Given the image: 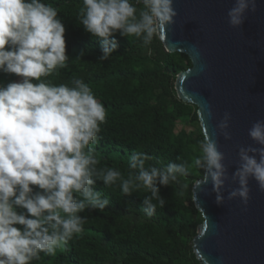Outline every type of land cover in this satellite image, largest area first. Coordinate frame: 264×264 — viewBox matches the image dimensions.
Masks as SVG:
<instances>
[{"label":"clouds","instance_id":"9594fccd","mask_svg":"<svg viewBox=\"0 0 264 264\" xmlns=\"http://www.w3.org/2000/svg\"><path fill=\"white\" fill-rule=\"evenodd\" d=\"M256 7V0H235L227 12L229 25L240 27L245 13ZM176 15L173 0H82L77 20L85 32L99 38L102 54L97 60L105 61L118 48L116 33L147 46L174 23ZM64 33L52 4L0 0V72L18 77L0 84V264H32L41 253L55 256L81 234L87 217L80 213L102 212L110 203L102 191L94 190L97 181L104 186L119 182L124 195L149 191L142 199V211L152 216L166 204L160 186L187 189L181 178L195 168L201 170L197 182L211 184L218 205L224 201L222 190L229 179L225 157L208 134L190 163L146 167L152 157L134 150L127 177L117 169L98 167L93 144L106 122L105 107L82 79L72 78L70 85L46 79L69 61ZM84 55L81 50L77 57ZM229 119L226 112L217 125L225 139H230ZM248 136L259 147H239V163L231 174L238 187L227 195L244 205L249 178L264 191V120H257Z\"/></svg>","mask_w":264,"mask_h":264},{"label":"trees","instance_id":"16d2710c","mask_svg":"<svg viewBox=\"0 0 264 264\" xmlns=\"http://www.w3.org/2000/svg\"><path fill=\"white\" fill-rule=\"evenodd\" d=\"M57 8L64 27L67 66L47 77L54 84H69L72 78L82 79L95 98L106 109V122L94 142L100 158L98 167H111L127 177L131 153L145 152L152 157L146 167H163L169 162H191L197 156L203 139L196 107L176 97V75L191 64L185 54L163 50L155 37L143 45L135 37L115 34L118 48L108 60L98 61L102 53L99 38L92 37L78 26L77 16L82 0H43ZM141 7V5H137ZM81 50L85 55L78 58ZM18 79L0 72V84ZM176 122L196 126L190 133H174ZM177 157L180 160H177ZM198 172V173H196ZM199 174V175H197ZM201 170L192 168L178 185L160 186L166 200L152 216L142 211V199L150 195L138 189L124 195L119 182L104 186L97 181L94 190L102 191L110 203L102 212L85 210L84 231L73 237L55 256H44L32 264H200L192 251V240L202 222L192 202L191 190L200 179ZM155 202V201H154ZM196 216L190 219V216Z\"/></svg>","mask_w":264,"mask_h":264},{"label":"water","instance_id":"95a60500","mask_svg":"<svg viewBox=\"0 0 264 264\" xmlns=\"http://www.w3.org/2000/svg\"><path fill=\"white\" fill-rule=\"evenodd\" d=\"M235 0H173L174 23L157 36L163 50L185 54L191 66L174 80L176 97L196 107L203 136L216 139L229 179L215 202L211 184H193L191 194L202 222L192 240L200 264H264V191L249 178V199H227L238 187L231 179L239 147H259L248 136L264 120V0L233 28L227 12ZM211 111V116L208 112ZM230 114L225 139L217 125Z\"/></svg>","mask_w":264,"mask_h":264},{"label":"rangeland","instance_id":"374dc122","mask_svg":"<svg viewBox=\"0 0 264 264\" xmlns=\"http://www.w3.org/2000/svg\"><path fill=\"white\" fill-rule=\"evenodd\" d=\"M198 121V120H197ZM198 126H199V129H200V131H201V127H200V125H199V122H198ZM195 129H197V127L196 126H192V125H184L183 123H180V122H176V124H175V127H174V133H177V132H179L180 130H184L185 131V133H190V132H192L193 130H195ZM201 133H202V131H201ZM194 149V152L197 154V155H199V149H197L196 147L195 148H193ZM196 173H198V172H196ZM197 175H199V174H197ZM199 180V179H198ZM198 180H196V182L198 181ZM196 218V216H195V214L192 216H190V219L192 220V219H195Z\"/></svg>","mask_w":264,"mask_h":264}]
</instances>
